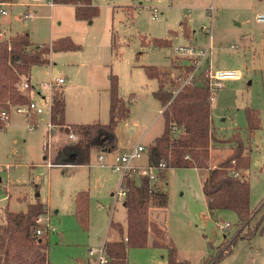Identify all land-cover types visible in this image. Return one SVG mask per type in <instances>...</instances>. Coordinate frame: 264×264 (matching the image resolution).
<instances>
[{"label":"rangeland","instance_id":"374dc122","mask_svg":"<svg viewBox=\"0 0 264 264\" xmlns=\"http://www.w3.org/2000/svg\"><path fill=\"white\" fill-rule=\"evenodd\" d=\"M50 1L0 2L7 10L6 15L0 14L5 40L28 33L34 45H52L69 38L79 46L51 51L47 63L31 67L30 81L41 93L35 99L44 110L37 121L35 114L18 113L15 107L8 110V122L0 117V225L8 210L24 211L40 201L46 207L41 227L50 262L98 264L105 243L120 238L112 222L126 226L124 199L112 194L120 188L121 175L108 164L113 161V152L97 149L92 150L88 164H52L56 147L72 142L60 128L49 132L53 94L63 93L69 122L104 119L108 123L110 101L105 86H110L112 75L117 76L119 95L131 108L127 120L136 121L140 128L124 126L125 120L121 121L117 134L127 146L115 152L130 151L140 141L148 147L163 133L165 121L159 113L162 104L153 94L159 79L150 78L146 68L154 66L160 73L167 72L161 79L166 90H174L177 85L171 76L185 72V61L175 56L177 48L206 46L209 35L203 27L212 26L213 69L242 73L240 79L225 82L214 93L213 125L223 139L239 132L248 146L251 164L245 174L251 184L253 215L243 225L232 209L210 211L202 185L207 170H201V176L194 168H171L165 181L169 199L166 208L160 209L159 223L181 260L202 264L231 245L216 264H264V23L256 20L264 13V0H93L100 12L92 23L77 19L72 4L54 0L51 6ZM26 12L34 16L24 20ZM61 77L64 84L43 87L45 82L56 83ZM247 107L258 109L261 118L260 129L252 135ZM49 133L52 153L46 158L44 145ZM233 145L231 142L224 149L213 144L211 165L225 159ZM101 153L106 157L102 165L98 158ZM136 163L148 164V153ZM159 180L162 188L163 180ZM82 190L89 193L88 225L81 224L76 216L75 199ZM222 222H229V229H220ZM104 255L108 257L106 250ZM128 260L130 264H169V250L152 244L132 247Z\"/></svg>","mask_w":264,"mask_h":264},{"label":"trees","instance_id":"16d2710c","mask_svg":"<svg viewBox=\"0 0 264 264\" xmlns=\"http://www.w3.org/2000/svg\"><path fill=\"white\" fill-rule=\"evenodd\" d=\"M10 1L12 0H0ZM138 1L142 3L143 0ZM58 2L73 4L75 17L79 20H92L100 12L93 0ZM78 47L69 38L61 39L52 45H34L28 33L17 34L0 42V112L9 110L12 105L30 102L31 97L21 93L19 87L23 78L30 80L33 65L47 63V55L51 51ZM146 69L150 78L159 79V87L153 94L165 107L162 113L165 121L164 131L147 147L148 164L159 166L162 162L166 163L167 168L159 172L160 179L170 168L207 170L203 180V192L209 210L232 209L237 212L241 224L247 225L253 215L250 204L251 184L245 174L250 168L251 157L242 136L239 132L228 139L217 136L212 125V93L207 85L185 86L174 95L172 91L165 89L157 67L148 66ZM110 79L108 123L94 121L66 124L63 93L54 92L50 109L51 123L66 134L73 131L79 138L77 141L56 147L53 164L85 165L90 162L93 149L106 152L118 149L117 127L121 121L128 119L131 108L119 95L117 76L112 75ZM246 117L248 131L252 135L261 127L260 113L258 109L247 107ZM230 142H234L232 152L217 166H212L213 144ZM124 184L127 189V197L124 199L127 228L125 231L120 223L112 222L113 227L119 229L120 238L105 243L104 250L109 260L104 264H130L129 249L146 247L149 244L168 248L169 264H194L187 259H179L174 242L167 238L166 229L151 215L152 210L167 206L168 193L159 186L150 188L147 176L140 180L126 178ZM75 203L77 219L81 224L88 225V191L78 192ZM45 212V205L37 201L29 204L26 211L8 210L5 213L4 224L0 225V264H52L48 260L47 241L43 236L36 235V218ZM230 247L231 245H228L214 259L202 264L218 263L229 252Z\"/></svg>","mask_w":264,"mask_h":264},{"label":"built area","instance_id":"2783aa9c","mask_svg":"<svg viewBox=\"0 0 264 264\" xmlns=\"http://www.w3.org/2000/svg\"><path fill=\"white\" fill-rule=\"evenodd\" d=\"M54 0H51L49 4L51 6L54 5ZM155 11V16H156ZM0 14L6 15L7 10L0 4ZM34 14L32 12H26L23 16L24 20H29L32 18ZM214 19V18H213ZM256 20L260 23H264V13L258 14L256 16ZM204 33L209 35V42L206 46H196V45H184L179 46L176 50L175 56L179 59L185 61L184 64V73H178L172 75L171 79L174 85L177 87L172 90L174 95L178 94L180 90H182L185 86H199V85H207L212 93L211 100L214 99V93L224 87L225 82L238 80L242 77V73L238 70L233 69H222V70H214L212 64L210 63V56L212 54V26L211 27H203ZM5 40V36L3 32L0 31V42ZM65 79L59 78L57 82L54 81L45 82L43 87L53 88L55 85L64 84ZM20 92L29 95L31 100L27 104L21 105H12L10 107H15L18 113L24 114H41L43 113V108L39 106V104L33 99V93L37 92L35 86L31 83V81L27 78H23L20 83ZM53 100V98H52ZM134 100V98H133ZM51 109V105H50ZM51 114V112H50ZM0 117L2 120L7 121L10 119L9 111L4 109L0 112ZM34 126H31L32 129ZM49 132L54 128V125L51 123L48 124ZM71 141H77L78 135L73 131L68 134ZM52 143L53 139L51 134L49 133V140L47 144L44 145V150L48 152V156L50 157L52 153ZM145 152H148L147 147L140 141L136 145L132 147L130 151L117 153L113 157V161L110 167L114 172H117L121 175V185L117 192L113 193L116 197H122L125 199L127 197V189L124 184L126 178H132L136 180H140L143 176L149 177L150 180V188L154 186H158L159 180V172L163 171L167 168L166 163L162 162L159 166H152L150 164L139 165L136 163L137 159H140ZM99 160L103 163L104 155L99 156ZM53 164V163H52ZM56 165V164H55ZM62 166V165H61ZM239 175V173H236ZM44 218L42 215L36 218L37 228L36 235L42 236L45 232L44 228L41 227ZM231 224L229 222H222L219 227L222 230H227ZM51 227L47 225L48 232ZM104 248H101V255L98 260V264H104L108 261V257L104 255Z\"/></svg>","mask_w":264,"mask_h":264},{"label":"crops","instance_id":"0c3cea01","mask_svg":"<svg viewBox=\"0 0 264 264\" xmlns=\"http://www.w3.org/2000/svg\"><path fill=\"white\" fill-rule=\"evenodd\" d=\"M138 1V0H137ZM143 1H145V0H143ZM142 1V2H143ZM140 2V1H139ZM73 5V4H72ZM74 6V5H73ZM74 8H75V6H74ZM93 20L94 19H92V20H90V23H92L93 22ZM189 34V33H188ZM233 48H235V47H237L236 45H234V46H232ZM167 72H165V73H163L162 71H161V77L162 76H164L165 74H166ZM31 78V77H30ZM65 83V82H64ZM107 89H108V92H107V97H109V101H110V86L108 85H106L105 86ZM41 93L39 92V93H33V99L38 103V101L35 99V97H36V95H40ZM105 98H106V94H105ZM65 100V99H64ZM158 101H160V100H158ZM213 102V101H212ZM65 103H66V101H65ZM161 103V102H160ZM51 104H52V101H51ZM50 104V105H51ZM104 105V104H103ZM110 105V104H109ZM164 109H165V107H163V105H162V107H161V109L159 110V113H160V115H161V117L163 116L162 115V113H163V111H164ZM104 110H106V109H104ZM42 114V113H41ZM40 114H35V121H37L38 120V116H39ZM50 119H51V114H50ZM65 119H66V124H68V125H72V124H78V123H71V122H69L68 121V112H67V103H66V112H65ZM213 120H214V118H213V109H212V125H213ZM102 121H103V123H105L106 122V120H104V119H102ZM101 121V122H102ZM94 122V121H93ZM36 123V122H35ZM80 123H88L87 121H85V120H83V122H80ZM90 123H92V122H90ZM37 124V123H36ZM139 123H137L136 121H133V120H125V125L124 126H137V127H139V125H138ZM150 125H148V127H149ZM215 126L213 125V128H214ZM54 128H57V127H54ZM140 128V127H139ZM214 130L216 131V128H214ZM216 134H217V136L219 137V138H221L219 135H218V133H217V131H216ZM119 135V134H118ZM160 136V135H159ZM158 137V136H157ZM225 139H227V138H225ZM153 142V141H152ZM231 143V142H230ZM230 143H221V144H216V146L215 147H217V148H224L225 149V147L226 146H228ZM151 144V143H150ZM125 146L126 144H125V142H124V140L122 139V138H120V136H118V148H122V146ZM127 146V145H126ZM234 146V145H233ZM213 149V148H212ZM212 149H211V151H212ZM104 152H106V151H104ZM108 153H111V152H108ZM118 152H113V154L115 155V154H117ZM100 155H104V153H101V154H99V156ZM114 155H113V157H114ZM99 158V157H98ZM106 159V157H105V155H104V160ZM110 163H112V162H109L108 164H110ZM72 165V164H71ZM101 165H102V162H101ZM171 169V168H170ZM170 169H168V170H170ZM173 169H175V168H173ZM195 170H197L198 172H200V174H201V176H202V174L203 173H201V170L200 169H198V168H194ZM204 174H203V176H202V185H203V180H204ZM166 178H167V171H166V173H165V176L164 177H162L161 178V180H163L162 181V183H163V186H162V189L165 191V192H167L166 191V188H165V181H166ZM168 193V192H167ZM113 194V193H112ZM205 195V194H204ZM39 196V195H38ZM168 199H169V197H168ZM205 199H206V201H207V198H206V196H205ZM166 208V207H165ZM126 209V208H125ZM27 210V209H26ZM26 210H24V211H26ZM154 211H155V214H153V210L151 211V215H152V217L153 218H155V220H157L158 222H159V220H160V214H161V210L160 209H154ZM126 212H127V210H126ZM122 225V224H121ZM122 227H123V229H125V231H126V228H127V217H126V226H123L122 225ZM115 239V238H114ZM110 240H113V239H110ZM48 253H49V249H48ZM48 260L50 261V259H49V255H48Z\"/></svg>","mask_w":264,"mask_h":264}]
</instances>
